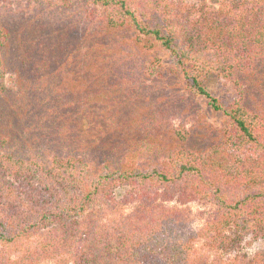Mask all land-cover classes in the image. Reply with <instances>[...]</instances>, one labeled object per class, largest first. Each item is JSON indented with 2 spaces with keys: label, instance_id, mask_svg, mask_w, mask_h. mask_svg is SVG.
<instances>
[{
  "label": "trees",
  "instance_id": "trees-1",
  "mask_svg": "<svg viewBox=\"0 0 264 264\" xmlns=\"http://www.w3.org/2000/svg\"><path fill=\"white\" fill-rule=\"evenodd\" d=\"M90 1L108 29L166 51L188 91L229 118L226 135L194 148L183 144L191 131L182 124L173 130L180 146L150 166L0 150V264H264V251L251 255L242 246L247 231H264V111L250 104L243 76L264 65V0ZM10 37L0 23V92L8 89L2 47ZM157 52L146 64L153 73ZM213 75L233 82L232 103L209 91ZM116 187H128L146 209L126 214ZM174 199L211 207L206 224L182 239L170 225L181 214L163 205Z\"/></svg>",
  "mask_w": 264,
  "mask_h": 264
},
{
  "label": "rangeland",
  "instance_id": "rangeland-1",
  "mask_svg": "<svg viewBox=\"0 0 264 264\" xmlns=\"http://www.w3.org/2000/svg\"><path fill=\"white\" fill-rule=\"evenodd\" d=\"M93 8L90 0H0V23L11 32L2 47L8 89L0 92V150L45 161L74 153L95 166H150L167 162L181 144L173 130L182 124L191 131L183 144L221 143L229 118L188 91L168 53L153 40L154 47L135 42L127 29H108ZM156 52L161 62L153 73L146 64ZM253 69L243 74L248 100L264 111V65ZM206 84L226 104L237 97L226 78L213 75ZM115 195L124 198L126 214L148 205L131 199L128 187H116ZM163 205L181 214L170 222L181 239L203 227L211 210L203 199ZM242 246L251 255L264 251V231H247Z\"/></svg>",
  "mask_w": 264,
  "mask_h": 264
}]
</instances>
